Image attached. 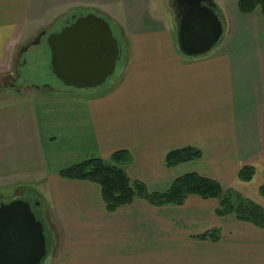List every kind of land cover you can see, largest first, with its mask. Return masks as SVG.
<instances>
[{"label":"crops","instance_id":"0c3cea01","mask_svg":"<svg viewBox=\"0 0 264 264\" xmlns=\"http://www.w3.org/2000/svg\"><path fill=\"white\" fill-rule=\"evenodd\" d=\"M239 1L213 0L223 40L189 58L178 47L175 0H0V75L10 73L30 27L94 10L122 32L108 86L34 89L0 105V186L35 188L54 239L44 264H264V228L219 217L217 200L191 195L155 207L138 199L110 214L99 186L59 176L126 152L129 178L150 193L197 174L264 209V16L242 14ZM183 148L202 157L167 168L165 156ZM245 167L255 170L250 183L239 180ZM212 230L217 241L200 239Z\"/></svg>","mask_w":264,"mask_h":264},{"label":"water","instance_id":"95a60500","mask_svg":"<svg viewBox=\"0 0 264 264\" xmlns=\"http://www.w3.org/2000/svg\"><path fill=\"white\" fill-rule=\"evenodd\" d=\"M177 4L181 5L177 13L180 52L189 58L206 56L224 35L216 4L213 0H177ZM46 34L40 38L46 36L51 74L66 88L100 89L114 75L122 48L103 18L81 15L61 31ZM33 89L56 90L49 86ZM46 253L44 227L31 204L22 200L1 203L0 264H41Z\"/></svg>","mask_w":264,"mask_h":264},{"label":"trees","instance_id":"16d2710c","mask_svg":"<svg viewBox=\"0 0 264 264\" xmlns=\"http://www.w3.org/2000/svg\"><path fill=\"white\" fill-rule=\"evenodd\" d=\"M239 11L242 14L260 12L264 16V0H240ZM175 9L179 13L177 1ZM219 17L224 25L222 14ZM202 157L200 151L194 148H183L169 152L165 156L167 168H175L181 164L196 161ZM131 163V156L126 152H119L111 157L109 162L100 159H91L59 172L62 179L88 181L101 189L102 200L108 213H115L120 209L131 206L140 199L155 207L181 206L185 200L195 195L205 200H217L219 217L235 216L238 220L252 223L264 228V210L243 198L237 192L223 190L219 183L203 178L197 174H189L176 179L166 193H150L146 186L129 178L126 168ZM255 170L245 167L239 174V180L250 183ZM264 198V186L259 190ZM42 206V202H40ZM219 231L212 230L200 237L201 240L217 241Z\"/></svg>","mask_w":264,"mask_h":264},{"label":"rangeland","instance_id":"374dc122","mask_svg":"<svg viewBox=\"0 0 264 264\" xmlns=\"http://www.w3.org/2000/svg\"><path fill=\"white\" fill-rule=\"evenodd\" d=\"M92 1V0H91ZM99 3V2H98ZM94 3V7H99L100 4ZM88 5H86L87 7ZM91 6V5H90ZM110 7V4H108ZM116 8L115 5H112L110 9L114 10ZM79 13L83 14H95L99 16L94 10H85L72 13L69 18L77 15ZM100 17V16H99ZM63 18L61 21L56 23L55 25H48L43 28H39L38 26H33L29 28L30 38L28 43L22 47V49H17L15 53V57L13 58L12 68L10 73L5 75H0V105L10 103L16 99L29 97V95L36 94L33 89L29 86L43 87L49 86L55 88L56 91L64 90L71 91L73 93L83 94L87 92H92L94 90H74L70 88H66L63 86L52 74L50 71V54L46 48V40H42V44L33 45L32 42L38 40V36L46 32L48 34L57 32L61 29V26L69 19ZM102 18V17H101ZM110 25L113 34L116 38L120 39L122 36V32L115 25L112 24L110 20L107 18H103ZM26 47V48H25ZM28 52H24L25 50ZM47 52V54H46ZM120 65L118 64L115 70L114 75L108 79L104 87L108 86L112 80H114L118 74ZM19 71V72H18ZM18 75L16 79V86L8 85L4 82V79H12L13 75ZM15 83V82H14ZM21 85L26 88L18 87ZM47 94L50 92H46ZM34 189L32 187H22L20 185H12V186H0V204L1 203H10L13 200H22L27 201L30 204H36L33 206L32 211L36 216L37 221H40L44 227V234L46 238V257L43 259L41 264H44L48 254L50 253L51 247L53 246L54 239L52 235L48 232L47 228L49 226V219H47L46 214L42 211V206L40 204L41 199L34 193ZM37 189V188H36ZM264 199V198H263ZM43 205V203H42ZM264 205V202H263ZM264 210V209H263Z\"/></svg>","mask_w":264,"mask_h":264},{"label":"flooded vegetation","instance_id":"af4514ba","mask_svg":"<svg viewBox=\"0 0 264 264\" xmlns=\"http://www.w3.org/2000/svg\"><path fill=\"white\" fill-rule=\"evenodd\" d=\"M181 7V5H178L177 4V7L179 8V10H180V7ZM81 15H85V14H83V13H80V14H77V15H74L73 17H71L69 20H67V21H65V23L61 26V29L59 30V31H61L64 27H67V26H69V25H71L72 23H74L75 22V20L79 17V16H81ZM59 31H57V32H59ZM41 35V34H40ZM40 35L38 36V40H40V42L38 43V40L36 39V41H34V42H32V44L33 45H36V43H38V44H42V40L43 39H45L46 40V36H42L41 38H40ZM40 38V39H39ZM46 48L48 49V47H47V45H46ZM25 50V49H24ZM29 50V49H28ZM28 50H25L24 52H28ZM48 52H49V50H47ZM46 54H47V52H46ZM49 54H50V52H49ZM19 72V71H18ZM12 79H9V80H7V79H4V82L6 83V84H8V85H14V86H16V79L18 78V75L16 74V75H13L12 77H11ZM15 82V83H14ZM18 87H22L21 85H18ZM31 89H33V86H29ZM23 88H26L25 86H23L22 87V89ZM24 90V89H23ZM34 90V89H33ZM36 204H31V206H32V208H33V206H35Z\"/></svg>","mask_w":264,"mask_h":264}]
</instances>
